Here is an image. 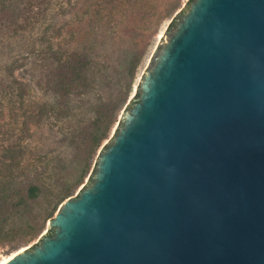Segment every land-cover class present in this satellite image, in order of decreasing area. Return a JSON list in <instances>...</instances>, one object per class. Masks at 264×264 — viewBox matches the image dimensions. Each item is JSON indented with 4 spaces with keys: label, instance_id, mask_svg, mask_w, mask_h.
Here are the masks:
<instances>
[{
    "label": "water",
    "instance_id": "obj_1",
    "mask_svg": "<svg viewBox=\"0 0 264 264\" xmlns=\"http://www.w3.org/2000/svg\"><path fill=\"white\" fill-rule=\"evenodd\" d=\"M4 264H264V0H186L91 178Z\"/></svg>",
    "mask_w": 264,
    "mask_h": 264
},
{
    "label": "trees",
    "instance_id": "obj_2",
    "mask_svg": "<svg viewBox=\"0 0 264 264\" xmlns=\"http://www.w3.org/2000/svg\"><path fill=\"white\" fill-rule=\"evenodd\" d=\"M171 1L0 0V56L11 59L0 62V73L9 75L8 88L15 85L17 90L5 95L0 88V100L18 97L23 107L18 128H12L16 138L10 135L0 150V243H24L38 237V229L27 222L23 227L16 225L12 215L16 211L29 214L32 203L56 197L46 223L70 192L91 178L97 152L118 121L141 61L138 57L127 63L128 84L115 101H109L98 94L108 79L98 51L123 47L128 29L148 28ZM54 10L66 19V25L55 22ZM8 33H27L43 44L35 49L33 39L19 42ZM37 51L42 62L48 61L50 78L36 84L34 99H26L28 84L18 81L14 72L19 55ZM45 133L59 136L57 143L73 148L81 157L76 179L60 184L64 189L60 196L54 187L57 156L47 149Z\"/></svg>",
    "mask_w": 264,
    "mask_h": 264
},
{
    "label": "rangeland",
    "instance_id": "obj_3",
    "mask_svg": "<svg viewBox=\"0 0 264 264\" xmlns=\"http://www.w3.org/2000/svg\"><path fill=\"white\" fill-rule=\"evenodd\" d=\"M185 2L186 0H172L168 7H166L159 14L158 19L154 20V23L146 29H128L126 32L127 34H125L126 36L123 37L125 42L124 46L115 47L118 51L116 49L110 48H104V50L98 51L102 60L105 61L108 70V79L103 84V87L98 91L99 96L101 95L105 100L115 101L116 98L124 91L126 85L128 84V79H126L124 76L126 70L129 67L127 63L133 62L135 58L141 57L140 64L135 72V77L133 80H131V88L128 93L126 104L123 110L127 108L134 95V92L137 88V85L140 81V78L147 65V62L150 58L155 44L157 43L159 38L162 36L166 28L169 26V24L174 19V17ZM54 11L55 15H57L55 17V22H58V24L61 23L66 25V19H64V17H62V15H60L57 10ZM8 34L9 36H12L15 40L19 39V42L29 43V41H32L33 39L35 49H37L38 46H42L43 44V42L37 39L36 37H32L31 39V36L27 33L20 34V36H15L12 33ZM71 44L73 45L74 42H72ZM28 53H23L22 55L18 56V69L14 72V76L20 82H27L28 88L25 90L26 99H34L36 97L35 86L39 81L44 83L45 80L48 79V77L50 78V67L46 65L48 64V61L42 62V56L39 51L32 54ZM2 60L8 61L11 59L8 55H5L3 57L0 56V62ZM9 77V75L2 76V74L0 73V88L5 93V95H7V93L11 90L17 92V90L15 89V85L8 88L7 84H9V82L11 81ZM34 101L35 100H31V102ZM22 110L23 107L18 97L7 96L3 100H0V150L4 145L6 138H8L10 135L13 136V140L16 138L14 136V131H12V128H18V122H20L21 120L20 115ZM122 111L118 116V121ZM116 125L117 123L115 124V126ZM115 126L109 134L108 138L102 143V146H104L108 142L111 134L115 129ZM44 136L46 138L45 145L47 146V149L52 151L53 155L57 156L56 165L58 169H56V177H54V187L55 192H58L57 195L60 196V194L64 190L62 189V186L60 184L64 181L73 182L76 179L78 175V170L80 168L81 157L76 156L75 152L73 151V148L65 146L63 145V143H57L56 140L57 138H59V136L48 133H45ZM37 137L38 134L34 136V140H36ZM97 153L99 154V152ZM52 165L55 167V162H53ZM81 185L72 190L68 198L75 197ZM55 198L56 197L53 198L51 196L47 198H40L38 201H36V203L31 204L32 208L29 214H24V212L16 211L17 214L12 215L10 220L12 222H17L16 225L23 227L26 224L22 223L27 222L28 225L38 229L41 234L38 237L26 241L24 243H0V262L4 258H8L10 256L12 257L13 254L25 249L33 242L38 240L39 237L45 233V231L47 230V222L45 223V220L48 215L53 214L52 207ZM20 214L23 217H20Z\"/></svg>",
    "mask_w": 264,
    "mask_h": 264
},
{
    "label": "bare ground",
    "instance_id": "obj_4",
    "mask_svg": "<svg viewBox=\"0 0 264 264\" xmlns=\"http://www.w3.org/2000/svg\"><path fill=\"white\" fill-rule=\"evenodd\" d=\"M13 256V255H12ZM11 258V256L10 257H8V258H4L1 262H0V264H4L7 260H9Z\"/></svg>",
    "mask_w": 264,
    "mask_h": 264
}]
</instances>
